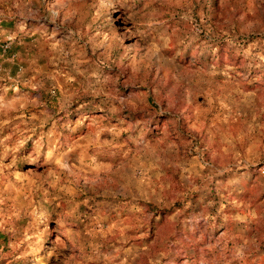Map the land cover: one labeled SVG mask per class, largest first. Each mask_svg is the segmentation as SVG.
I'll list each match as a JSON object with an SVG mask.
<instances>
[{
	"label": "rangeland",
	"instance_id": "1",
	"mask_svg": "<svg viewBox=\"0 0 264 264\" xmlns=\"http://www.w3.org/2000/svg\"><path fill=\"white\" fill-rule=\"evenodd\" d=\"M0 264H264V0H0Z\"/></svg>",
	"mask_w": 264,
	"mask_h": 264
}]
</instances>
